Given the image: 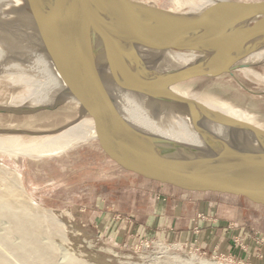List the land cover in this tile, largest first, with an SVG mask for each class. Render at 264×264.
Wrapping results in <instances>:
<instances>
[{"label": "water", "instance_id": "95a60500", "mask_svg": "<svg viewBox=\"0 0 264 264\" xmlns=\"http://www.w3.org/2000/svg\"><path fill=\"white\" fill-rule=\"evenodd\" d=\"M12 3L22 49L47 90L23 107L0 105V115L31 116L69 102L79 118L89 120V141L111 167L186 193L240 197L264 207V131L171 90L197 77L225 76L246 96L263 97L264 88L248 90L234 73L252 66L240 62L247 46L264 47L244 40L251 31L264 32V0ZM169 52L192 55L206 70L178 76L157 72L155 63ZM122 93L165 103L191 126L199 124L208 150H188L137 127L119 107L116 97ZM207 121L248 133L251 141L220 147L209 139ZM73 124L45 133L0 129V135H54Z\"/></svg>", "mask_w": 264, "mask_h": 264}, {"label": "rangeland", "instance_id": "374dc122", "mask_svg": "<svg viewBox=\"0 0 264 264\" xmlns=\"http://www.w3.org/2000/svg\"><path fill=\"white\" fill-rule=\"evenodd\" d=\"M137 1L162 6L171 2L187 3L196 0ZM4 26V9L0 2V28ZM244 40L264 44V38L257 30L245 35ZM241 57V63L252 66L236 71L235 77L248 90L263 89L264 47L247 46ZM190 59L179 62L173 54H169L156 63L154 68L159 73L176 76L195 73L194 67L199 59ZM40 88L39 82L27 74L9 75L0 72V105L23 107L38 95ZM176 89L187 95L188 99L212 111L229 115L230 118L264 131V96H246L228 77H197L171 87L172 91ZM116 98L121 109L134 110L131 104L123 102L120 94ZM143 98L145 102L138 101L143 114L162 126H175L173 123L178 121L180 115L157 107L159 103L153 99ZM73 122L72 126L54 135H0V209L3 211L4 208L3 212L6 209L8 213V210L13 214L19 213L18 216L22 214L21 217L27 215L24 199L19 197L18 189L11 183L17 177L31 205L40 211L52 212L62 225V229L56 226L55 229L46 218L39 225L38 235L42 245L55 248L56 258L52 264H258L262 256L259 251L264 252V207H252V215L246 214L244 219L238 209L232 213L231 209L226 208L223 213L235 220L234 226L239 230L233 241L239 243L238 248H248L251 243L250 250L259 253L255 259H234L228 253L225 254V249L210 247L201 240L164 241L136 234L131 221L128 222L129 218L120 215L115 208H108L109 203L103 196L110 191L113 195L116 190L129 191L133 184L143 182L117 172L103 161L88 140L91 134L89 120L79 118L71 103L63 102L52 110L44 108L31 116L0 115V129L31 133L56 131ZM209 124L207 121V129L210 128ZM191 128L200 129V125L196 123ZM116 177L120 178L115 183ZM109 183H113L111 190L107 185ZM6 194L12 195V201L6 198ZM225 200L237 204L233 199ZM241 206L245 204L241 203ZM6 218H0V256L9 258V264H29L23 260L19 262L20 256H17L13 247L22 242L24 245L25 238L14 229V222ZM244 237L248 239L247 244L242 240ZM5 238L9 243H6ZM203 240L208 241L206 238Z\"/></svg>", "mask_w": 264, "mask_h": 264}, {"label": "bare ground", "instance_id": "6f19581e", "mask_svg": "<svg viewBox=\"0 0 264 264\" xmlns=\"http://www.w3.org/2000/svg\"><path fill=\"white\" fill-rule=\"evenodd\" d=\"M0 2H2L3 4L4 22H5V26L0 28V47H2L0 48V69L9 75L10 74L11 75L27 74L30 77H33V79L37 80L40 84L41 88L38 93L39 95L42 92L47 90L46 83L38 75V72H36L33 69L32 64H30L26 58V55H25L26 53L22 49L23 47L19 41L20 38L17 36L18 34L17 26H16L17 12L14 9V6H13L14 4L12 3V0H0ZM258 32L264 35V32L262 30H258ZM169 54H173V56L176 57V59L179 62L186 61L187 58L191 60L190 57L194 59L196 58L192 55H185L181 53L169 52L163 55L156 63L165 59L167 56H169ZM194 70L199 71V72L205 71L206 70L205 62L199 59V62L194 67ZM173 91L181 95L182 97L188 98L187 95L181 94L182 92L177 89ZM120 97H122L124 103H126L127 105L131 104V106L134 107V110L132 111L131 110L127 111L124 109H121V111L125 115V117L137 127L151 134L169 139L171 141H175L176 143L180 145H186L190 148H193L195 151H207L208 150L209 146L207 145L204 137L202 136L201 129H197V128L192 129L191 128L192 126L186 117H182L178 115L179 116L178 121L173 123L175 126L169 125V124H165L164 126H162L158 123V121L150 119L147 115L141 112L142 111L141 106L139 105L138 101L145 102L143 97L135 95V94H129V93H122ZM49 103H50L49 101L45 102V104H49ZM157 107H162V109L171 110L170 107H168V105H166L165 103H159L157 104ZM209 125H210L209 139L213 141L214 143L218 144V146L220 147L228 148L231 146H239V145L245 144L247 141L248 142L251 141V136L248 133L238 132L232 128L225 129V128L218 126L216 123H212ZM215 150L216 149H214L212 152H214ZM185 153L186 155H188L190 152L189 153L185 152ZM11 183L18 189V192L20 194L19 197H22L24 199L23 204L26 206L27 215L21 217L22 214H20L21 216H18L17 214L19 213L14 212L16 214H13L12 211H11L12 213H10V210H8L9 211L8 213L6 209H5V212H3L4 211V208H3V211L0 209V218L7 217L6 218L7 220L9 219L10 221L14 222V226H15L14 229L19 233L20 236L22 235L25 238L24 239L25 241L22 240L24 241V245L22 244L23 242L21 243V241H20L21 245L19 243H18L19 245L17 244L15 245L14 243H12L13 246L15 245L14 247L12 246L14 249V252L18 254L17 256H20L18 259L21 261L19 262H22L23 260V262L29 263V264H52V261L53 260L55 261V258H56L55 248H53V246H50V245H47V246L42 245L40 241V237L38 235V230L40 229L39 225L41 221L43 222L44 218L50 221L49 224L51 223L52 225H54V227L56 226L62 229V225L60 221L54 216L52 212L40 211L39 209H36L31 205V203L27 200V194L22 188L21 183L17 177H14ZM6 198L10 201H12L13 199L11 194H9ZM51 228H53V226H51ZM58 230L59 229H57L56 231L58 232ZM17 232L16 233L14 232V233L17 234ZM61 235L63 236V234ZM7 242L8 241L6 240V243ZM12 247L10 248L12 249ZM11 253L10 254L12 256L13 255L12 250H11ZM8 259L7 257L5 259L4 256L3 257L0 256V264H9L7 261ZM78 264H85V263L80 262ZM214 264H222V263L218 262Z\"/></svg>", "mask_w": 264, "mask_h": 264}, {"label": "crops", "instance_id": "0c3cea01", "mask_svg": "<svg viewBox=\"0 0 264 264\" xmlns=\"http://www.w3.org/2000/svg\"><path fill=\"white\" fill-rule=\"evenodd\" d=\"M132 187L124 193L126 196L122 202H125V209H121L120 199L111 201L107 207L115 208L120 215L129 218L136 234L164 241L201 240L210 247L225 249V254L228 253L237 260L255 259L261 253L258 264H264L262 250L259 253L250 250L251 243L248 248L244 246V249L232 243L239 230L234 226L235 220L223 214L226 208L231 209L232 213L238 209L244 219L246 214L252 215L251 206L229 203L225 200L228 197L223 195L183 194L152 183L138 182ZM204 238L208 241L203 240ZM242 240L244 244L248 243L246 237Z\"/></svg>", "mask_w": 264, "mask_h": 264}, {"label": "trees", "instance_id": "16d2710c", "mask_svg": "<svg viewBox=\"0 0 264 264\" xmlns=\"http://www.w3.org/2000/svg\"><path fill=\"white\" fill-rule=\"evenodd\" d=\"M114 169H115V168H114ZM115 170H116L117 172L121 173V174L128 175V176H130V177L137 178V179L143 181L144 183H152V182H149V181L143 180V179H141V178H138V177L132 176V175H130V174L124 173V172H122V171H120V170H118V169H115ZM119 178H120V177H116V179L114 178L115 183L119 180ZM152 184H155V183H152ZM107 185L110 187L109 190H111L112 187H113V183H109V184H107ZM155 185L160 186L159 184H155ZM164 187H165V186H164ZM168 188H170V187H168ZM170 189H172V190H174V191H177V192H179V193L190 194V193H186V192H183V191H180V190L174 189V188H170ZM123 190H124V191H123ZM123 190H121V191H123V192H121V191H119V190H116V192H115L114 195L111 194V193H112L111 191H110V192H107V193H109V194H105L103 197H105L107 203H109V204H110L111 201H114V199H115V200L120 199V201H121L120 204H121V207H122L121 209H125V205H124L125 202H122V201H123V199H124L125 196H126V195H124V193H127L128 191H127V189H123ZM129 191H130V190H129ZM112 197H114V198H112ZM227 197H228V198H231V199H233V200H235L238 204H241V203H242V204H245V205H247V206L256 207V208H261V207H262V206L254 205V204L250 203L249 201H247L246 199H243V198H240V197H231V196H227ZM121 198H122V199H121ZM126 199H127V197H126Z\"/></svg>", "mask_w": 264, "mask_h": 264}, {"label": "built area", "instance_id": "2783aa9c", "mask_svg": "<svg viewBox=\"0 0 264 264\" xmlns=\"http://www.w3.org/2000/svg\"><path fill=\"white\" fill-rule=\"evenodd\" d=\"M127 221H128V220H127ZM128 222H130V219H129V221H128ZM194 231H195V234H197V233H198L197 229H195ZM233 244H234L235 246H237V247H238V246H240V245H239V243H238V242H236V241H233ZM240 248L244 249V247H240Z\"/></svg>", "mask_w": 264, "mask_h": 264}]
</instances>
